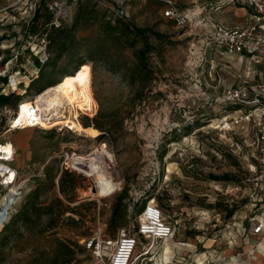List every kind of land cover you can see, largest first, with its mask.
Listing matches in <instances>:
<instances>
[{
    "label": "rangeland",
    "instance_id": "374dc122",
    "mask_svg": "<svg viewBox=\"0 0 264 264\" xmlns=\"http://www.w3.org/2000/svg\"><path fill=\"white\" fill-rule=\"evenodd\" d=\"M31 1L35 0H0V8L11 5L9 14L16 15L14 21H0V54L3 51L5 57L24 45V29L31 33L43 29V13L34 24L35 30L30 27L32 21L29 25L24 21L32 15ZM64 1L54 19L58 18V27L72 29L74 50L56 60L55 72L45 68L31 91L25 88L31 77L38 76L37 56L26 53V62L18 58L23 63L19 66L23 80L19 92L10 93L19 98L14 96L11 103L0 106V143L14 146L13 165L25 180L10 218L0 225V264H53L59 240L74 247L75 254L67 264H95L81 239L97 227L113 238L121 227L132 234L137 223L134 212L150 198L155 199L152 201L172 225L173 233L157 241L135 264H254L251 258L260 252L264 264V233H251L255 222L264 217V190L250 181L256 171L258 119L249 116L223 128L224 120L244 116L249 107H242L241 113L237 111L240 105L221 102L224 88L257 80L264 62L216 47L195 21L180 26L164 18V0ZM115 1L128 12L127 21L168 35L162 41L148 39L154 47L148 58L150 75L140 83L131 76L133 50L102 27L114 21ZM173 1L181 9L197 13L205 8L216 21L229 18L234 24L238 17L225 12L232 4H219L222 0ZM232 7L235 10L237 6ZM141 45L140 41L136 44ZM78 55L88 60L79 71L90 80L96 110L93 115L75 110L77 119L81 123L84 116L97 117L105 134L99 136L101 130L89 126L96 134L83 137L57 123L69 116L64 105L49 128L6 131L16 103L31 100L35 88L42 90L59 80L62 69L72 73ZM4 91L6 88L0 86V94ZM71 149H78L93 164L77 165L81 172H70L75 187L64 194L58 186L60 155ZM101 180L108 184H102V190H107L95 196V185ZM124 191L126 214L116 227L108 226L112 204ZM56 198L64 213L54 227L40 231L46 227V217L36 227L21 221L14 225L15 215L26 206L47 204ZM231 209L228 217L226 211ZM144 243L142 240L137 246L135 255L146 248Z\"/></svg>",
    "mask_w": 264,
    "mask_h": 264
},
{
    "label": "built area",
    "instance_id": "2783aa9c",
    "mask_svg": "<svg viewBox=\"0 0 264 264\" xmlns=\"http://www.w3.org/2000/svg\"><path fill=\"white\" fill-rule=\"evenodd\" d=\"M37 2L38 0L29 3L32 15L29 19L24 20L26 25H29L33 19ZM223 3L247 7L249 9L248 17L240 24L228 25L212 19L210 14L204 12L205 8H201L199 13L192 9L184 10L173 0H164L162 14L164 18L180 26L195 21L198 27H203L206 30L216 47L227 53L250 57L256 63L264 62V0H222L219 4ZM63 4H65L64 0L46 2L44 4L45 10L53 15L51 21L44 23L43 29L36 33L24 29L23 36L26 37L24 45L19 49H12L9 57L0 54V77H6V82L4 85L2 84L1 89L6 88L7 90L3 94L19 92V84L23 80V77L19 75L21 72L19 66H23V63L19 62L18 58L26 62L27 58H24L26 53L36 55L38 60L36 73H39L41 67L48 61L50 51L48 49L47 32L51 26L58 27L60 25L58 18L54 19V13H60ZM10 6L0 8V21L4 19L6 20L3 22L15 20L16 15L9 14ZM113 6L115 7V9L112 7L115 14L128 17V12L120 7L116 1ZM2 48H5V46L3 45ZM24 78L26 80L27 76H24ZM33 79L31 77L29 82ZM21 102L16 103L15 110L8 120L6 131L45 129L40 127L41 121L46 120L43 111H40L35 103H30L25 115L21 117ZM221 102L229 105H240L241 107L237 111L241 113L242 107H249V111H246L247 113L244 116L239 115L232 120H224L223 128L225 125L227 126L226 129L230 128V125L248 119L249 116L254 115L258 119L255 139L256 171L250 181L255 188L262 191L264 190V67L259 78L253 83L245 82L242 85L224 88L221 93ZM0 144L3 147L7 145V142ZM102 146L106 147L105 143ZM60 157L62 158L61 172H80L76 169V165L87 161L81 156L78 149L65 151ZM14 158V146H11L9 154H5L3 150L0 152V225H3L4 221L10 218L14 204L22 195L25 183V180L20 176V170L13 165ZM150 201L151 199L144 204L141 212L137 215L136 230L132 234L121 227L117 236L113 238L105 235L103 228L97 227L90 236L81 239L83 247L91 252L95 264H132L135 250L142 243V240L145 241L144 247L146 246V248L139 252V254L143 253L139 257L149 254L157 241L167 239L172 235V225L164 219L162 210L157 203H150ZM3 211H5V214H3ZM251 233H264V217L255 222L251 228Z\"/></svg>",
    "mask_w": 264,
    "mask_h": 264
},
{
    "label": "trees",
    "instance_id": "16d2710c",
    "mask_svg": "<svg viewBox=\"0 0 264 264\" xmlns=\"http://www.w3.org/2000/svg\"><path fill=\"white\" fill-rule=\"evenodd\" d=\"M52 0H38L37 6L35 8V11L33 12V19L31 20L32 23L30 25L31 29L35 30L34 24L38 21V19L41 17L43 13V17H45V23H48L51 21L52 17L50 13L45 10L44 4L46 2H49ZM112 4H114L112 2ZM126 17L120 16L115 14V19L113 22L107 21L102 24V27L104 28L105 32L110 36H117V38L120 40V42L123 45H126L127 47L131 48L133 51V56L135 58V65L133 67L131 76L135 80H138V82H143L144 80L149 78L150 71L148 67V58L151 53L154 52L153 45L149 42V38L153 37L158 41H162L166 38H168L166 34L159 32L151 27H138L134 25L133 23L127 21L125 19ZM72 29L67 28L65 26L60 27H54L51 26L48 29L47 32V40H48V49L50 51V57L48 61L41 67L38 76L34 78L29 85L26 88V91L33 90L32 85L33 83L40 78V74L45 70V68H51L55 72V63L56 60L61 57L62 54L66 52H70V50H74V38L72 35ZM141 42V46L137 47V42ZM70 56L73 57L71 54ZM91 55H88V58H90ZM90 61V60H89ZM86 62H88L87 59H85V56L78 55V60L76 62V67L74 68L72 73H75L79 71V69L86 65ZM80 65V66H79ZM79 66V67H78ZM61 73L63 75L65 74H72V73H66L64 69L61 70ZM61 78V77H60ZM60 80V79H59ZM59 80L53 82L52 84H55ZM6 82V77H0V86L2 87V84ZM143 87L140 88L139 91H141ZM36 92H40L38 88ZM35 92V93H36ZM18 97L19 95L15 93H9V94H0V106H4L6 104L11 103L12 97ZM81 124L84 128H87L89 126H92L94 129L101 130L99 133V136L102 134H105L106 131H104V125L100 123L97 120V117H82L81 118ZM108 130L110 131V127L107 125ZM75 178L74 175L68 171H62L61 175L58 179V186L61 193H66L68 191H71L75 187ZM126 192L120 193L115 201L112 204L111 212L108 218V226H117L118 223L121 222L123 217L125 216L126 212V206L123 203V200L125 199ZM143 208V205H141L137 210L134 212L135 215H138ZM64 213V209L62 208V202L56 198L50 203L47 204H31L29 206H26L22 211H20L18 214L15 215L13 219L14 225L21 221L24 224L27 225H33L34 227L39 226L42 217L47 218L46 227L41 229L40 231H44L46 229H50L55 226L57 219L60 218ZM232 209L230 211H226V215L228 217L231 216ZM68 220L70 222H76L75 219L68 217ZM136 230V227H135ZM56 256L54 257L55 264L56 262H59L60 264H67L69 263L74 254V247L71 243H67L65 241H56ZM84 248V247H83Z\"/></svg>",
    "mask_w": 264,
    "mask_h": 264
},
{
    "label": "bare ground",
    "instance_id": "6f19581e",
    "mask_svg": "<svg viewBox=\"0 0 264 264\" xmlns=\"http://www.w3.org/2000/svg\"><path fill=\"white\" fill-rule=\"evenodd\" d=\"M90 89V80L83 72L77 71L72 74H65L61 76L60 80L55 84L48 85L44 87L40 92L35 93L31 100H25L21 102L22 106L20 108V116L22 117L23 115H25L27 107H29L30 103H35L38 109L40 111H43L46 119L45 121H41L40 127L49 128L51 126L50 121L59 116V107L64 105L67 111H69V116L62 117L63 120H60V122L57 123L67 125L70 130H74L78 135L92 138L96 134V131L92 128H84L78 121L75 111H89L88 113H90V115H93L94 111L96 110V101L91 96ZM48 115L50 116L48 117ZM23 130L25 131L26 129ZM11 146L12 144L10 142L3 147L0 146V152L3 149H9V151H5V154H9L11 152ZM83 164L85 166H91L93 162H89L87 160L78 165ZM76 169L81 172V170L77 167ZM107 179L108 181L112 182L110 178L107 177ZM102 184H105L108 187L107 182H104L103 180H101V182L99 183H96L94 190L95 196H100V194L104 193L107 190H102ZM150 199V203L155 202L152 201L154 198ZM139 252L137 255H135L136 253L134 254L132 264H135L137 259L142 257H139V255H142L143 253L139 254ZM254 257V264H261L262 253L260 252L254 255Z\"/></svg>",
    "mask_w": 264,
    "mask_h": 264
},
{
    "label": "crops",
    "instance_id": "0c3cea01",
    "mask_svg": "<svg viewBox=\"0 0 264 264\" xmlns=\"http://www.w3.org/2000/svg\"><path fill=\"white\" fill-rule=\"evenodd\" d=\"M232 6H234V5H228V7L226 8V11L225 12H233V14H235V15H237L238 17H236L234 20V24H240V23H242L245 19H246V14H248L249 13V9L247 8V7H245V6H239V5H236L237 7H235V10H234V8L232 7ZM221 9V8H220ZM204 12H206V13H208L209 14V12H207L206 10L204 11ZM210 14H211V12H210ZM213 14V13H212ZM227 14V13H226ZM231 14V13H230ZM241 19H243V21H241ZM218 21H221V22H223V23H225V24H228V25H234V24H231V23H229L228 21H230L229 20V18H224L223 20L222 19H218ZM237 21H241L240 23L239 22H237ZM3 51H1V53H2ZM208 247H210V245L208 246ZM249 249L250 248H252V247H250V246H247ZM246 249V248H245ZM248 256H250L249 254H248ZM252 260H253V262H254V260H255V257H252L251 258ZM249 261H250V257H249ZM264 261V260H263ZM251 262V261H250Z\"/></svg>",
    "mask_w": 264,
    "mask_h": 264
},
{
    "label": "snow or ice",
    "instance_id": "6c2138e0",
    "mask_svg": "<svg viewBox=\"0 0 264 264\" xmlns=\"http://www.w3.org/2000/svg\"><path fill=\"white\" fill-rule=\"evenodd\" d=\"M4 151H9V149H3Z\"/></svg>",
    "mask_w": 264,
    "mask_h": 264
},
{
    "label": "water",
    "instance_id": "95a60500",
    "mask_svg": "<svg viewBox=\"0 0 264 264\" xmlns=\"http://www.w3.org/2000/svg\"><path fill=\"white\" fill-rule=\"evenodd\" d=\"M95 190V189H94ZM3 214H5V211H3Z\"/></svg>",
    "mask_w": 264,
    "mask_h": 264
}]
</instances>
